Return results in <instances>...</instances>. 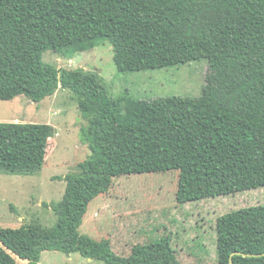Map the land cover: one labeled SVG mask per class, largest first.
I'll return each instance as SVG.
<instances>
[{
	"label": "trees",
	"instance_id": "obj_1",
	"mask_svg": "<svg viewBox=\"0 0 264 264\" xmlns=\"http://www.w3.org/2000/svg\"><path fill=\"white\" fill-rule=\"evenodd\" d=\"M106 42L120 72L207 59L202 94L113 96L97 72L42 60L45 50L73 56ZM59 88L77 97L90 154L80 174L64 177L61 200L44 203L55 226H0V264H39L44 251L181 264L168 235L120 255L110 239L80 232L115 177L178 170L179 203L264 187V0H0V101L27 93L39 102ZM51 133L47 123L0 122V171L43 164ZM237 251L264 253V204L246 209L224 264ZM233 264H264V256L235 254Z\"/></svg>",
	"mask_w": 264,
	"mask_h": 264
},
{
	"label": "rangeland",
	"instance_id": "obj_2",
	"mask_svg": "<svg viewBox=\"0 0 264 264\" xmlns=\"http://www.w3.org/2000/svg\"><path fill=\"white\" fill-rule=\"evenodd\" d=\"M111 45L106 42L73 56L45 50L42 60L56 68L97 72L113 96L152 100L202 94L207 59L120 72ZM0 122L47 123L52 128L43 164L20 175L0 171V226L17 228L30 222L43 228L55 225V211L44 203L61 200L66 188L64 177L79 174V164L90 154L81 140V128L88 121L82 116L76 95L59 88L54 95L35 102L31 95L21 93L0 101ZM178 178V170L115 177L109 193L90 203L80 232L98 240L110 239L120 255H128L137 243L168 235L181 264H224L246 209L264 204V187L179 203ZM69 255L47 251L39 264H105L97 259L88 262L90 258L79 252Z\"/></svg>",
	"mask_w": 264,
	"mask_h": 264
},
{
	"label": "crops",
	"instance_id": "obj_3",
	"mask_svg": "<svg viewBox=\"0 0 264 264\" xmlns=\"http://www.w3.org/2000/svg\"><path fill=\"white\" fill-rule=\"evenodd\" d=\"M79 166H80V164H79ZM80 167H81V166H80ZM1 172H2V173H6V174H19V175L23 173V172H19V171H9V170H7V171H6V170H3V171H1ZM81 172H82V167H81ZM81 172H80V173H81ZM80 173H79V174H80ZM49 203H50V202H49ZM55 213H56V212H55ZM55 213H54V214H55ZM87 214H88V213H87ZM87 214H86V216H87ZM56 217H57V222H58V215H57V214H56ZM20 218L22 219V217H20ZM85 218H86V217H85ZM84 220H85V219H84ZM57 222H56V224H57ZM83 223H84V222H83ZM56 224H55V225H56ZM55 225H53V226H55ZM53 226H50V227H53ZM47 228H48V227H47ZM44 252H47V251H44ZM44 252H43V253H44ZM58 252H61V251H58ZM43 253H42V255H43ZM72 253H74V252H72ZM72 253H68V254H70L69 257H71V254H72ZM41 258H42V256H41ZM17 260H20L22 263L25 262V261H23V260L20 259V258H17ZM93 260H94V259H89L88 262H91V263H92ZM40 261H41V259H40ZM39 263H40V262H39Z\"/></svg>",
	"mask_w": 264,
	"mask_h": 264
},
{
	"label": "water",
	"instance_id": "obj_4",
	"mask_svg": "<svg viewBox=\"0 0 264 264\" xmlns=\"http://www.w3.org/2000/svg\"><path fill=\"white\" fill-rule=\"evenodd\" d=\"M237 254V255H243V256H247V257H261L264 256V253H259V254H249V253H243L240 251L234 252L231 254L230 256V264H233V256Z\"/></svg>",
	"mask_w": 264,
	"mask_h": 264
}]
</instances>
